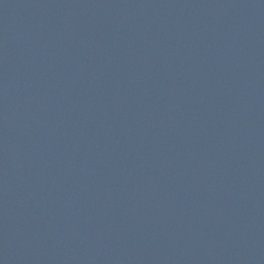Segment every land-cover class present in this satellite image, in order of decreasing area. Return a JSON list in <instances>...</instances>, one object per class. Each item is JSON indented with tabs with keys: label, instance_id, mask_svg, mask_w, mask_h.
Returning a JSON list of instances; mask_svg holds the SVG:
<instances>
[{
	"label": "water",
	"instance_id": "obj_1",
	"mask_svg": "<svg viewBox=\"0 0 264 264\" xmlns=\"http://www.w3.org/2000/svg\"><path fill=\"white\" fill-rule=\"evenodd\" d=\"M0 264H264V0H0Z\"/></svg>",
	"mask_w": 264,
	"mask_h": 264
}]
</instances>
